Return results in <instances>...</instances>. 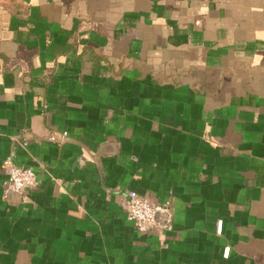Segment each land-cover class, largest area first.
Here are the masks:
<instances>
[{
	"label": "crops",
	"instance_id": "1",
	"mask_svg": "<svg viewBox=\"0 0 264 264\" xmlns=\"http://www.w3.org/2000/svg\"><path fill=\"white\" fill-rule=\"evenodd\" d=\"M0 264H264V0H0Z\"/></svg>",
	"mask_w": 264,
	"mask_h": 264
},
{
	"label": "built area",
	"instance_id": "2",
	"mask_svg": "<svg viewBox=\"0 0 264 264\" xmlns=\"http://www.w3.org/2000/svg\"><path fill=\"white\" fill-rule=\"evenodd\" d=\"M64 132L60 139L50 137L51 141L62 142ZM1 168L6 174L4 192L23 196L26 189L35 187L37 184L35 172L29 168L20 166L10 158L1 162ZM125 204L127 219L135 225L141 233L155 232L164 233L173 230V211L170 198L159 203H150L141 197L136 191L128 193Z\"/></svg>",
	"mask_w": 264,
	"mask_h": 264
}]
</instances>
